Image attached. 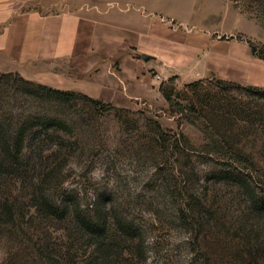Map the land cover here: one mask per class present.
Instances as JSON below:
<instances>
[{
  "label": "rangeland",
  "instance_id": "obj_1",
  "mask_svg": "<svg viewBox=\"0 0 264 264\" xmlns=\"http://www.w3.org/2000/svg\"><path fill=\"white\" fill-rule=\"evenodd\" d=\"M186 11L252 68L172 77L129 107L67 102L0 70V264H264V12Z\"/></svg>",
  "mask_w": 264,
  "mask_h": 264
},
{
  "label": "crops",
  "instance_id": "obj_2",
  "mask_svg": "<svg viewBox=\"0 0 264 264\" xmlns=\"http://www.w3.org/2000/svg\"><path fill=\"white\" fill-rule=\"evenodd\" d=\"M189 0H0V70L117 107L162 81L249 71L247 49L214 38ZM192 25L188 27L187 25Z\"/></svg>",
  "mask_w": 264,
  "mask_h": 264
},
{
  "label": "trees",
  "instance_id": "obj_3",
  "mask_svg": "<svg viewBox=\"0 0 264 264\" xmlns=\"http://www.w3.org/2000/svg\"><path fill=\"white\" fill-rule=\"evenodd\" d=\"M231 1L234 4H236L237 6L239 5V6L244 7V9L252 10L254 8V9H257V11H260L261 13L264 12V0H231ZM263 21H264V16H263ZM250 47H251L252 54L253 55H257L255 47L252 46L251 44H250ZM258 56L263 57L262 55H258ZM199 82H201V80H197L194 83H190V85H196ZM41 88L44 89L49 96L59 97V98L64 99L67 102L69 101L71 96L75 95L74 94L75 91H63V90H60V89H56V88H52V87H46V86H43V85H41ZM261 91L264 92V90H261ZM85 96L91 102H93L94 104H102L103 103V102H101L99 100H96V99H93V98H91V97H89L87 95H85ZM186 109H188V108L184 107V109H183V107H182L181 110H180V113L183 115L184 114V110H186ZM184 116H186V115L184 114ZM186 118L188 120H190L189 117H186ZM58 122L60 123L61 121H58L55 118H49V119L46 120V123H48L50 125H55ZM161 134H162V132H161L160 125L158 123H155V135H156L155 137L159 138L161 136ZM204 148L207 149L208 153L217 155L219 157L226 156V153H227V152H225L226 150H225L224 145L222 144V141L219 140V139H214L213 137H211L209 135H208L207 142L204 145ZM230 156H231V158L233 160V163H238V162H241L242 160H244V156L241 153H236L233 156L232 155H230Z\"/></svg>",
  "mask_w": 264,
  "mask_h": 264
},
{
  "label": "clouds",
  "instance_id": "obj_4",
  "mask_svg": "<svg viewBox=\"0 0 264 264\" xmlns=\"http://www.w3.org/2000/svg\"><path fill=\"white\" fill-rule=\"evenodd\" d=\"M102 174L103 173L99 170H97V172L94 173L96 179H99ZM93 199H95V196L93 197Z\"/></svg>",
  "mask_w": 264,
  "mask_h": 264
}]
</instances>
